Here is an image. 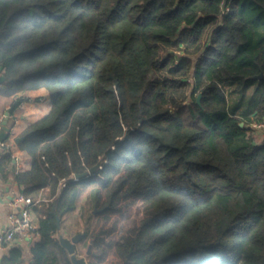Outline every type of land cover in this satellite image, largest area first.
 I'll return each instance as SVG.
<instances>
[{
	"label": "trees",
	"instance_id": "trees-1",
	"mask_svg": "<svg viewBox=\"0 0 264 264\" xmlns=\"http://www.w3.org/2000/svg\"><path fill=\"white\" fill-rule=\"evenodd\" d=\"M261 74L264 0H0L9 126L19 93L52 99L16 140L32 164L15 178L56 196L33 259L1 264H74L60 236L87 187L90 264H264Z\"/></svg>",
	"mask_w": 264,
	"mask_h": 264
},
{
	"label": "crops",
	"instance_id": "crops-1",
	"mask_svg": "<svg viewBox=\"0 0 264 264\" xmlns=\"http://www.w3.org/2000/svg\"><path fill=\"white\" fill-rule=\"evenodd\" d=\"M18 96L26 97L27 100L22 102V104L20 105L18 111L20 117L13 123L14 134L17 137L20 136L30 124L49 113L52 106L51 95L49 91L44 87L21 92L18 94ZM9 101L10 100L0 99V141L2 140L1 132L3 130V122L5 119V117L2 118V116H6L9 107ZM3 150L4 149H0V152ZM10 151L13 157L14 165H10L8 166V168L5 167L4 173L0 172V229L6 222V216L11 209V207L9 206V199L16 192H22L14 173L16 171L29 169L32 164V156L26 150L21 149L18 143L14 144ZM34 217L40 223L41 214L38 213V210H35ZM32 246L33 245L27 243H12L6 245L5 247L0 246V260L2 261V258L5 255H8L12 248L20 247L23 250V259L26 261V263H28L33 259ZM84 253L88 254L87 260L89 264L97 260V258L93 254L89 255L88 247L85 252L84 246L82 248H79V256L85 255Z\"/></svg>",
	"mask_w": 264,
	"mask_h": 264
},
{
	"label": "built area",
	"instance_id": "built-area-1",
	"mask_svg": "<svg viewBox=\"0 0 264 264\" xmlns=\"http://www.w3.org/2000/svg\"><path fill=\"white\" fill-rule=\"evenodd\" d=\"M254 126L264 128V122L255 123ZM10 127L11 131L8 138L0 141V149H5L6 151H10L17 140L14 128ZM106 161L105 157H103V163ZM103 163L101 167H103ZM71 178L78 179L76 174L71 176ZM67 180L66 178L62 180L61 189L66 185ZM55 198L56 196L46 193L45 189H42L37 196L25 195L22 192H16L12 195L9 199L10 212L6 216V222L0 229V246L5 247L12 243L34 245L41 236L39 222L34 217L35 210L48 206Z\"/></svg>",
	"mask_w": 264,
	"mask_h": 264
},
{
	"label": "water",
	"instance_id": "water-1",
	"mask_svg": "<svg viewBox=\"0 0 264 264\" xmlns=\"http://www.w3.org/2000/svg\"><path fill=\"white\" fill-rule=\"evenodd\" d=\"M258 77H264V74L259 75ZM4 80L3 76H0V82ZM198 100H201V94L198 97ZM9 117H10V111H7L4 122H3V131L1 133V139L4 140L6 138H8L9 133L11 131V127L9 126ZM241 125H244V122L241 123ZM24 137L20 136L17 138V142H20ZM103 163V159H100L93 167H91L90 169L81 172V173H77L76 176L78 179L81 178H85V177H89L90 175H93L95 173L98 172V170L100 169V167L102 166ZM96 210H98V208H96ZM85 233H77L76 235L70 237L67 235H61L60 239H61V243L63 244L64 247L67 248V250L69 251V253L71 254V258L74 262V264H89L87 257L86 256H79L78 254V250H77V244L79 243V241L83 238ZM88 253H92V244L89 245L88 247ZM0 264H1V260H0Z\"/></svg>",
	"mask_w": 264,
	"mask_h": 264
},
{
	"label": "rangeland",
	"instance_id": "rangeland-1",
	"mask_svg": "<svg viewBox=\"0 0 264 264\" xmlns=\"http://www.w3.org/2000/svg\"><path fill=\"white\" fill-rule=\"evenodd\" d=\"M17 117L19 118L20 114H18ZM2 118H3V116H2ZM261 131L262 130H259V131L255 132L259 139L260 138L262 139V137L264 136L263 131L262 132ZM91 188L92 187H87V188H85L83 190L76 211L73 212L71 215H66L65 216L64 229H63V232H62L63 235H68V236L72 237V236L76 235L77 233H85V228L87 226V224H86L87 222L86 221H87L88 213L91 210H93L95 213L99 210V209L96 210V208H93V203H92L91 196H90ZM45 192L48 193L47 190ZM37 209L39 211L43 210V208H37ZM89 245L87 244V242H86V244H84V252L86 251L87 247H89ZM92 250H93V248H92ZM89 255H91V253ZM83 256L87 257L88 254H85Z\"/></svg>",
	"mask_w": 264,
	"mask_h": 264
}]
</instances>
